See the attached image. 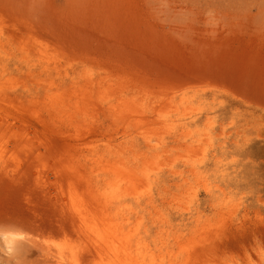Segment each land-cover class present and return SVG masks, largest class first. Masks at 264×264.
<instances>
[{"label": "rangeland", "instance_id": "obj_1", "mask_svg": "<svg viewBox=\"0 0 264 264\" xmlns=\"http://www.w3.org/2000/svg\"><path fill=\"white\" fill-rule=\"evenodd\" d=\"M58 245L264 264V0H0V264Z\"/></svg>", "mask_w": 264, "mask_h": 264}, {"label": "bare ground", "instance_id": "obj_2", "mask_svg": "<svg viewBox=\"0 0 264 264\" xmlns=\"http://www.w3.org/2000/svg\"><path fill=\"white\" fill-rule=\"evenodd\" d=\"M12 237H10V239H11ZM63 245H65V244H63ZM59 246V247H58ZM57 247H58V251H56V255H54V250H51L49 247H43L44 249V253H46V254H51V251H53V255H51V257H53V262H54V264H62V262H63V253L61 252V247H60V245H58ZM66 246V245H65ZM64 247V246H63ZM65 248V247H64ZM65 250V249H64ZM68 250V249H67ZM72 250H74V249H72ZM71 249L69 250V252L68 253H70V255L72 256V254H73V251H72ZM65 253V252H64ZM66 253H67V251H66ZM45 255V254H44ZM73 257V256H72ZM52 262V263H53ZM68 262V261H67ZM68 264H73V261H69V263ZM74 264H76V263H74Z\"/></svg>", "mask_w": 264, "mask_h": 264}]
</instances>
